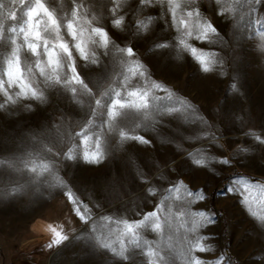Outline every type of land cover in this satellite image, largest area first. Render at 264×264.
<instances>
[{
    "label": "rangeland",
    "instance_id": "rangeland-1",
    "mask_svg": "<svg viewBox=\"0 0 264 264\" xmlns=\"http://www.w3.org/2000/svg\"><path fill=\"white\" fill-rule=\"evenodd\" d=\"M0 2V22L19 28L27 9ZM46 2L58 11L71 7V0ZM78 2L83 18L98 17L93 26L104 27L115 46H90L96 56L87 62L73 51L91 96L42 85L43 100L0 108V264H121L111 252L121 244L130 264H264V143L248 135L264 140V7L252 10L248 0H195V8L189 0ZM115 4L121 7L113 12ZM176 4L177 19L200 12L188 18L189 31L211 22L224 43L216 34L207 41L187 35L173 19ZM10 50L0 41V73ZM200 52L223 65L204 71ZM21 58L22 66L32 59L26 49ZM133 91L147 92L149 106L117 109L130 114L119 128L95 105H110L116 92L139 102ZM5 99L0 92V104ZM120 131L149 143L121 140ZM98 149L99 164L84 159ZM53 229L69 239L55 244Z\"/></svg>",
    "mask_w": 264,
    "mask_h": 264
},
{
    "label": "snow or ice",
    "instance_id": "snow-or-ice-1",
    "mask_svg": "<svg viewBox=\"0 0 264 264\" xmlns=\"http://www.w3.org/2000/svg\"><path fill=\"white\" fill-rule=\"evenodd\" d=\"M19 3L23 5L26 11V19L23 23L17 27L6 28L3 22H0V41L7 40L10 45V53L5 55V64L3 65V71L0 73V92L3 93L6 98L4 104H0V108H4L5 104H16L23 98H32L34 100H43L44 91L41 90V86L57 87L61 86L70 89L72 93L77 92V88H83L90 96L93 94L92 89L85 83L84 78L77 71L75 58L73 51L79 54V57L87 62L90 58H94L96 53L90 46H100L104 49H108L109 45L114 43L111 41L108 31L102 26H93L94 22L99 19L93 17L92 20L84 19L85 13L82 11L83 4L78 0H71V7L64 9L61 6V10L58 11L56 7H53L46 0H31L30 3H25V0H12L13 4ZM143 2V0H142ZM163 2V0H161ZM252 6V10L257 7H264V0H248ZM170 6L173 4V0H168ZM189 3L195 8V0H189ZM4 7L0 2V9ZM121 7L119 4L113 6L112 11L116 12L117 8ZM180 5L176 4L173 7V19L177 24L183 25L187 35H191L192 31L197 33V39L209 40L212 34H216L213 38L215 42L224 43L223 39L218 34V29L211 22H204L202 25H193L192 31H189V17L195 16L197 19L200 16L199 11H188L187 16L177 19L176 8ZM61 12L63 13L61 15ZM8 18L16 20V12H10ZM123 17L115 19L113 23L116 26L122 24ZM70 37L69 41L65 37ZM261 40L264 41V34L261 36ZM184 44V41H181ZM185 48L189 46L184 44ZM264 47V43H262ZM21 49H26L31 54V62L22 66ZM120 51H123L122 49ZM193 55H196L197 49H191ZM127 53L131 56L135 53V48L132 46L127 47ZM208 55L210 58L205 59ZM197 59L203 64L204 71H209L211 66L219 63L223 65V59L213 56L212 54H205L200 52ZM93 59V63H97ZM67 69V71H65ZM143 76L145 73H138ZM42 78V79H40ZM154 87L160 88L162 85L156 84ZM235 87V85H233ZM18 89V90H16ZM14 90V95L10 92ZM167 91V90H166ZM133 97H138L136 100H124L120 98V92H116L117 98L111 101V104L104 103L102 99H96L95 105L97 107L102 106L101 110L107 111L109 118L119 128L120 124L124 123L129 118L127 111L118 112L117 109H134L136 112L146 110L149 106L147 99V92L138 93L133 91L129 94ZM95 111V109H93ZM119 135L121 140H139L141 143L147 144L149 141L144 136H132L125 131H120ZM248 135L255 136V139L264 143L261 135H257L253 132H249ZM52 146L56 147L55 141L52 142ZM52 151L51 148L48 149ZM69 159L74 157L69 156ZM103 158V153L98 149L93 155L85 154L84 159L89 163L99 164ZM18 158L13 154L8 163L10 166H15ZM197 164L202 161H196ZM224 164H228V160L223 161ZM235 191V188L229 189ZM193 193H189L192 195ZM198 194V193H197ZM201 199L204 197L201 196ZM68 199L74 205V211L81 219L85 217L81 214L80 202L75 198L74 194L70 191L68 193ZM149 215H155L150 213ZM211 222L210 217L208 218ZM159 227V225H157ZM55 232L56 238L54 243L60 245L62 241L69 239L68 236L62 235L60 232ZM127 232L135 238V232L132 226H127ZM104 249H108V244H103ZM206 248L201 247V251H206ZM111 252L120 258L121 264H130L131 254L127 251V248L121 244L119 250L116 247H111ZM194 264H208V262L200 261L196 259Z\"/></svg>",
    "mask_w": 264,
    "mask_h": 264
}]
</instances>
